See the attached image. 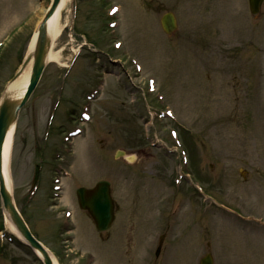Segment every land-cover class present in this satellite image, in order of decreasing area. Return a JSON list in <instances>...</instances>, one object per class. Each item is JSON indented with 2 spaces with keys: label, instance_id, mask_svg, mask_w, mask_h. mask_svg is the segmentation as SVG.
<instances>
[{
  "label": "rangeland",
  "instance_id": "1",
  "mask_svg": "<svg viewBox=\"0 0 264 264\" xmlns=\"http://www.w3.org/2000/svg\"><path fill=\"white\" fill-rule=\"evenodd\" d=\"M206 1L211 0H70L62 12L55 50L62 51L67 67L46 65L19 112L9 166L15 204L55 264H198L212 239L220 240L216 264H264V231L255 221L264 219V5L254 20L242 7L244 0ZM49 3L0 0V98ZM113 4L119 8L117 26L109 29L106 11ZM167 12L178 17L180 39L160 28L159 19ZM213 24L224 28L216 39L223 37L228 49H218L216 39L210 40L207 53L188 48L191 39L198 46L208 44L205 34ZM250 29L259 49L249 43ZM116 40L121 46L113 51ZM82 42L86 45L80 52ZM93 45L98 55L90 51ZM254 50L262 64L256 55L249 61ZM122 55L138 64V73ZM110 59L122 62L111 67ZM122 67L139 78L122 75ZM257 70L262 75L256 88L252 77ZM145 78L155 82V91L146 95ZM94 89L96 98L86 103L84 95ZM57 98L59 105L53 108ZM77 104L80 111L84 104L90 106L91 120L78 123L83 135L68 147L76 164L72 162L61 193L54 188L58 179L52 169L62 142L56 126L73 125L67 117L79 111ZM152 108L169 109L176 119L159 115L151 120ZM44 125L53 126L42 141ZM170 129H177L202 183L220 177L209 188L217 206L201 207L198 199L182 196L183 187L171 186V178L187 167L180 168L175 154L165 153L167 159L144 139L163 140L174 149ZM117 151L122 155L115 157ZM37 163H43L38 190L31 189ZM100 180L110 182L117 211L112 228L99 233L77 207L75 190ZM163 194L168 201L160 200ZM219 198L232 209L220 208L224 202ZM63 207L71 210L75 229ZM172 225L173 236L157 258V232H170ZM10 237L0 204V264H42L30 248Z\"/></svg>",
  "mask_w": 264,
  "mask_h": 264
},
{
  "label": "water",
  "instance_id": "2",
  "mask_svg": "<svg viewBox=\"0 0 264 264\" xmlns=\"http://www.w3.org/2000/svg\"><path fill=\"white\" fill-rule=\"evenodd\" d=\"M59 2L60 0L51 1L49 8L45 11L44 16L37 26L34 45L14 76V79L18 77L20 72L28 64L30 58L33 59L31 74L25 93L19 100H14L6 96H2L0 100V199L2 208L19 235L27 242L32 250L40 255L44 264H53L52 258L46 249L32 236L15 208L12 195L2 171L1 153L8 130L15 123L19 110L24 106L35 89L46 65V57L50 48V39L47 35V22L55 12ZM260 3L261 0H249L251 11L256 12ZM160 22L165 33H170L175 29V20L170 13L165 14ZM76 195L80 207L89 212L95 222L96 228L98 230H106L113 219V204L110 198L109 184L107 182H99L93 189L80 188L77 190ZM200 264H211V260L207 256L201 260Z\"/></svg>",
  "mask_w": 264,
  "mask_h": 264
},
{
  "label": "bare ground",
  "instance_id": "3",
  "mask_svg": "<svg viewBox=\"0 0 264 264\" xmlns=\"http://www.w3.org/2000/svg\"><path fill=\"white\" fill-rule=\"evenodd\" d=\"M70 0H60L54 14L50 17V19L47 22V35L50 39V48L47 53L46 57V63L47 64H57L59 66L65 67L67 64L63 63L61 61V54L62 51L55 50V43L61 36L62 31V24H61V16L62 12L67 7ZM36 34L33 33L32 35V42L30 43V49L33 47V43L35 40ZM72 52H76L75 49H71ZM33 59L30 58L28 64L26 67L20 72L19 76L14 79L13 81L9 82L4 90L3 96H6L8 98L19 100L23 94L25 93V90L28 85L29 77H30V71L32 67ZM13 141H14V128L11 127L9 131L6 134L2 153H1V160H2V171L4 174V178L6 181V184L8 186V189H10V176H9V165L11 162V155L13 150ZM76 164V161L73 163V166ZM72 166V167H73ZM5 226L7 227L8 231L13 233L17 238H20L12 224L10 223L7 216L4 218Z\"/></svg>",
  "mask_w": 264,
  "mask_h": 264
},
{
  "label": "flooded vegetation",
  "instance_id": "4",
  "mask_svg": "<svg viewBox=\"0 0 264 264\" xmlns=\"http://www.w3.org/2000/svg\"><path fill=\"white\" fill-rule=\"evenodd\" d=\"M190 43H191V45H192V47H193V50H195L196 47H197L196 43H195L193 40H191ZM203 184H204V183H203ZM211 184H212V177L209 179V184L206 183V184H204V185H205V187H206L207 189H209L210 186H211ZM188 186H189L188 188L191 190L192 186H191L190 183L188 184Z\"/></svg>",
  "mask_w": 264,
  "mask_h": 264
}]
</instances>
